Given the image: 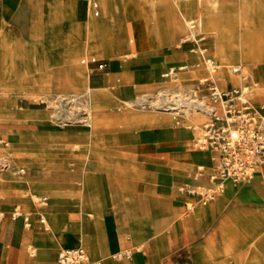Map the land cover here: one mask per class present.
<instances>
[{
    "label": "rangeland",
    "instance_id": "374dc122",
    "mask_svg": "<svg viewBox=\"0 0 264 264\" xmlns=\"http://www.w3.org/2000/svg\"><path fill=\"white\" fill-rule=\"evenodd\" d=\"M172 1L109 0L104 8L100 0L91 3L86 0V21L76 11L47 8L50 0L23 1L20 10L5 24L7 35L0 40V150H6L11 161L9 166L0 161V210L3 215L7 216L13 207L23 206L26 201L41 210L52 205L54 210L60 211L59 218L52 221L47 218L41 226L44 228L49 222L54 228L55 222L59 221L60 227L71 226L70 231L78 236L71 225L70 211L72 207L79 212L86 205V186L83 185L86 174L91 176L92 193L104 207H112L115 202L110 189L113 195H122L128 200L135 186H130L131 183L124 178L119 166L122 162L119 154L123 153L122 157L128 159L129 163L132 155L150 163V155L167 148L173 140L150 139L152 135L160 134L161 130L145 121L147 117L167 116L164 114L167 94L164 91L159 93L160 88L176 85L178 90L194 93L208 101L203 81L209 77L210 71L200 55L202 48L207 49L204 53L206 57L216 63L214 73H210L220 89L230 86L231 82L264 93L261 78L254 75L258 67H264V58L251 63L242 60V55L241 58H234L243 69L235 75L233 68L237 64L233 63L230 67L225 65L229 75L223 81L224 67L218 68L214 45L204 46L202 42L186 41L179 31H175L174 41L168 39L164 28L171 26L174 18L179 16L172 7ZM187 1L188 4L184 0V11L189 10L196 16L203 13L202 0ZM245 1L220 2L223 10L233 11ZM28 3L33 6L28 7ZM149 3L156 4L155 10H148ZM74 18L82 19L86 26L74 29ZM93 18L104 25L103 45L98 51L87 44V38L93 32L89 21ZM53 23H57V31L51 30L56 27ZM2 35L0 33V37ZM211 37L205 35V38ZM34 44L40 45L37 47L40 52L41 49L45 50L42 47L45 44L56 45L54 58L58 63L46 67L45 58L39 53L36 61L39 69L35 71L34 56L30 54L35 51L24 47ZM127 51L132 54L126 56ZM48 53L51 54V50ZM93 58L96 61H92ZM76 64L90 72L89 80L77 74ZM172 65L178 75H162ZM151 68L155 78L150 77ZM251 69H254V73ZM100 72H104L106 79L99 75ZM234 75L240 80L242 78L243 83H238ZM135 76L137 81L155 79L159 89L146 94V89L135 87ZM221 81L224 85H221ZM88 87L96 91L95 95L98 94L93 101L97 108L92 107L89 97L72 95L84 93ZM57 91H62V94ZM58 94L63 97L57 99ZM92 117L101 118L103 122L102 128L90 139H67L71 135L87 134L89 127L82 123L90 121ZM205 119L204 116L198 124L184 127L181 117H171L172 130L183 127L194 132L189 147L195 150ZM62 120L65 121L66 139L60 138L55 130ZM164 154L160 153L159 156H169ZM29 161L41 164L42 173L51 179L53 192L48 189L33 190L48 185L34 178L23 177L33 173ZM9 174L23 177L28 184L12 186L6 183ZM133 174L134 178L142 176L136 170ZM115 185L125 186L117 188ZM14 187L22 189L16 190ZM183 188L202 189L183 184L177 186L178 191L185 192ZM189 206L192 208V203ZM260 214L264 216V207ZM41 217L38 213L37 219ZM257 232L254 243L264 236V225ZM29 249L33 252L31 247Z\"/></svg>",
    "mask_w": 264,
    "mask_h": 264
},
{
    "label": "crops",
    "instance_id": "0c3cea01",
    "mask_svg": "<svg viewBox=\"0 0 264 264\" xmlns=\"http://www.w3.org/2000/svg\"><path fill=\"white\" fill-rule=\"evenodd\" d=\"M23 1L26 0H0V33L3 34L0 40L7 35L5 24L20 10ZM92 1L89 0L90 3ZM108 1L100 0V3L106 8ZM185 1L188 4V1ZM220 1L202 0L204 11L196 16L189 10L184 11V0H173L172 7L179 16L174 18L171 26L164 28L165 36L174 41V33L179 31L186 41L194 40L197 43L202 42L204 46L214 45L216 48L220 34L228 33L236 43L242 42L245 47L253 49L254 56H250L253 60L249 63L264 58V0H247L233 11L223 10ZM155 5H148V10H155ZM27 6L33 5L28 3ZM46 6L53 11H76L83 15L82 19L86 21V0H50ZM82 19L72 20L74 29L79 30L86 26ZM53 25L56 27L51 30L57 31V23ZM89 26L93 32L89 34L87 44L93 47L92 50L98 51L103 45V22L93 18L90 19ZM205 35L212 37L208 39ZM45 45L42 46L45 50L41 49V52L37 48L39 44L24 46L35 51L30 53L34 56L35 71L39 69L36 63L39 53L44 56L46 67L58 63L54 58L56 45ZM48 50L52 53L49 54ZM200 50L203 52L207 49ZM125 54L130 56L132 53L127 51ZM166 60L165 58V64ZM173 66L162 75L169 73ZM75 69L83 79H90L91 74L85 68L76 64ZM228 72V68L224 67L223 81L227 79ZM251 72L254 73V69H251ZM99 75L106 79L104 72ZM177 75L176 73L174 76ZM254 75H258V79L261 78L264 84V67H258ZM150 77L155 78L153 69ZM154 80L137 81L135 76V87L146 89V94L153 93L159 89ZM223 81L221 85H224ZM228 87L241 86L230 82V86L226 85L225 88ZM160 90L159 93L164 91L169 97V106L164 110L167 116L147 117L145 121L161 130L160 134L152 135L150 139L173 140L167 148L150 155V163L136 155L130 156L129 163L128 159L122 157L123 153L119 154L122 160L119 166L124 178L131 183L130 186H135L130 198L126 200L122 195H113L110 189L115 202L112 207H104L92 193L91 176L86 174L83 180V185L86 186V205L82 206L79 212L72 207L70 211L71 225L76 229L78 236L70 231L71 226L60 227L59 221H54V228L49 222L44 228L41 226L45 223L44 217L50 221L59 218L60 211L54 210L52 205L41 210L26 201L23 206L13 207V211L7 216L0 210V264H57L62 249L79 246L86 250L91 261L96 264H264V236L253 242L257 231L264 225V216L260 214L264 207V166L246 183L225 181L223 191L217 194L219 197L208 204L200 203L198 195L178 191L177 186L180 184L191 187L211 186L209 177L214 170V154L209 150H193L189 147L194 132L183 127L172 130L171 117H181L178 112L184 105L177 104L176 97L173 98L178 91L176 85ZM193 96L201 103L200 107L207 105L208 102L204 98L194 93ZM262 96L264 93L258 92L253 97L258 106L264 105ZM96 97L98 94L90 99L93 108H97V104L93 102ZM200 113L201 115L181 117L183 126L198 124V121L206 116L202 110ZM97 119L92 117V120ZM86 122L82 124L87 128L89 126ZM101 128L102 125H99L94 134ZM91 129L89 127L87 134L71 135L67 139H90L94 135ZM55 130L60 138L66 139L65 126H58ZM128 134L130 139V132ZM160 153H167L169 156H159ZM7 155L6 150H0L1 163L7 160ZM37 161H29L33 173L23 177L34 178L48 185L33 190L48 189L53 192L50 188L51 179L42 173V168L39 167L41 164ZM200 168L203 169L204 175L198 177ZM135 170L142 176L134 178ZM16 177L9 174L6 183L17 180ZM115 187L121 188L116 185ZM17 208L21 215L14 217L13 213ZM38 213L42 215L40 219H37Z\"/></svg>",
    "mask_w": 264,
    "mask_h": 264
},
{
    "label": "built area",
    "instance_id": "2783aa9c",
    "mask_svg": "<svg viewBox=\"0 0 264 264\" xmlns=\"http://www.w3.org/2000/svg\"><path fill=\"white\" fill-rule=\"evenodd\" d=\"M200 55L207 69L214 73L215 61L206 55ZM92 61L96 60L93 58ZM173 71L165 76H172ZM241 71L240 66L233 68L234 73L239 74ZM203 84H206L210 107L205 111L206 119L196 144L199 149L209 150L214 154V170L209 177L211 186L202 187L199 191L183 189L198 195L200 203L208 204L223 191L225 181L246 183L264 166V105L258 106L255 103L250 87L220 89L210 72ZM203 175L204 171L200 168L197 176ZM20 215L21 211L17 208L13 216ZM57 264L96 263L79 246L62 249Z\"/></svg>",
    "mask_w": 264,
    "mask_h": 264
},
{
    "label": "bare ground",
    "instance_id": "6f19581e",
    "mask_svg": "<svg viewBox=\"0 0 264 264\" xmlns=\"http://www.w3.org/2000/svg\"><path fill=\"white\" fill-rule=\"evenodd\" d=\"M190 16H191V14H190ZM205 51L206 50H204L203 52H200V54L205 53ZM216 51H217L216 52L217 53L216 55H217V58L219 60V63H218V68L219 69L220 68H223L225 65H229V67H230L233 63H236L237 64L234 67L240 66L243 69V66L239 65L238 64V61H234V58H238V57L241 58V55H242V60L249 61L250 62V61L253 60V59L250 58V56L252 58L254 56L253 49H249V48L245 47L244 46V43H242V42L240 44L239 43H236L232 39V36H230L228 33H221L220 34L219 42H218V45L216 47ZM241 52H242V54H240ZM173 70H174V68H172V71ZM230 70H232V69H230ZM209 71L212 72L211 70H209ZM174 73L175 72L173 71V76L176 74V73L175 74ZM235 75L233 76L235 78V80L238 83H241L242 84L243 83V79L241 78V80H240V78L239 77L236 78ZM94 92H96L94 89L88 87L85 90L84 93L76 92V93H74L72 95L73 96H82V97L86 96V97H89L90 99H92V98H94L96 96L94 94ZM190 93L191 92H188L187 93L184 90H182V91L178 90V91H176L175 96L173 97V98L176 97V99H177L176 100V103L177 104L184 105V106H181L180 111L178 112V115H180L181 117H183V116H190V115H193V114H195V115L196 114L201 115V113H200L201 110L205 113V111L208 110L209 107H210V103H209V99L208 98H207L208 99L207 105L205 104L202 107H200L201 106V103L196 99V97L193 96V93H191V94ZM256 93H257V90H255V91L253 90V97H255ZM61 94L56 95L57 99H58V97H61V98L63 97ZM168 99H169V97L166 98V101H167L166 102V107L169 106ZM143 100H146V99L143 98ZM198 107H200V109H198ZM98 119H99V122H98ZM98 119L97 120H92L91 119L90 121H87L86 122V125H88L89 127L92 128L91 130H92V133L93 134H94V131H96L97 127L99 125H102L101 122H103V120L100 119V118H98ZM59 126L60 127L65 126V122L62 120L59 123ZM2 163H5L7 166H9V163H11V161L7 157V160L3 161ZM16 179L17 180L10 181V184L12 186L13 185H15V186H24V185H27L28 184V180H25L23 177H16ZM44 185L46 186L45 183H44ZM45 219L46 218L44 217V222L46 221Z\"/></svg>",
    "mask_w": 264,
    "mask_h": 264
}]
</instances>
